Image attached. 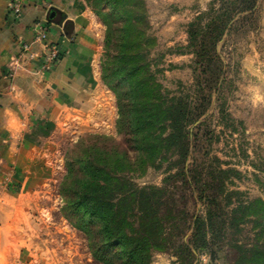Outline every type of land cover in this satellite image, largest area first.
<instances>
[{
	"label": "rangeland",
	"instance_id": "obj_1",
	"mask_svg": "<svg viewBox=\"0 0 264 264\" xmlns=\"http://www.w3.org/2000/svg\"><path fill=\"white\" fill-rule=\"evenodd\" d=\"M85 2L102 31L98 65L104 110L107 115L111 107V120L104 122L103 114L95 122L89 118L80 130L59 139L49 210H41L32 222L49 227L46 238L51 236L48 250L39 245L38 257L45 264H125L112 252L96 256L91 247L97 240L96 221L78 220L68 207L82 174L79 160L87 156L137 185L163 188L158 208L163 235L148 251L149 264H240L242 254L248 257V249L264 244L263 221L256 212L264 200V0H254L251 11L239 0H124L131 16L129 51L138 54L143 69L137 77L147 83L141 97L162 105L187 96L193 113L201 111L187 127L184 162L179 146L162 147L149 157L137 152L128 114L122 111L132 98L129 85L102 77L119 45L122 21L114 8L119 4ZM211 7L219 13L233 7L232 18L216 35L211 71L200 73L188 47V25L196 17L201 25L210 21L216 15ZM108 30L112 36L106 45ZM213 35L204 36L209 40ZM181 169L190 172L183 175ZM209 171L216 172L219 182ZM231 190L239 194H232L229 203ZM239 201L244 208L235 209ZM209 211L213 222L206 227L207 247H196L193 216L203 219ZM33 237L44 241L45 233L38 230Z\"/></svg>",
	"mask_w": 264,
	"mask_h": 264
},
{
	"label": "crops",
	"instance_id": "obj_2",
	"mask_svg": "<svg viewBox=\"0 0 264 264\" xmlns=\"http://www.w3.org/2000/svg\"><path fill=\"white\" fill-rule=\"evenodd\" d=\"M9 1L0 0V264H45L37 254L39 245L48 250L49 227L32 222L49 210L59 139L89 118L111 120L98 65L102 31L85 0H25L19 19L8 11ZM51 6L65 18L49 21ZM43 21L61 52L50 71L20 48ZM32 47L42 53L40 43ZM38 230L44 241L33 237Z\"/></svg>",
	"mask_w": 264,
	"mask_h": 264
},
{
	"label": "trees",
	"instance_id": "obj_3",
	"mask_svg": "<svg viewBox=\"0 0 264 264\" xmlns=\"http://www.w3.org/2000/svg\"><path fill=\"white\" fill-rule=\"evenodd\" d=\"M106 1L109 4L112 1V4H119L117 8H114L115 12L119 13L122 23L117 51L108 68L109 72H104L102 77L105 79L110 76L118 82L129 85L132 98H130L128 109L125 106L122 107V111L128 114L129 128L134 134L135 148L138 153L149 157L162 147L179 146V156L184 162L188 153L187 127L196 121L201 111L193 113L192 102L187 99V96L178 100L172 97L170 103L166 104L163 101V106L144 101L141 96H144L147 83L137 77L143 66L137 61L138 54L129 51L131 16L125 9L124 0ZM239 1L246 4L244 9L253 10L254 0ZM210 9L216 14L211 17L210 21L201 25L199 17H196L188 25V47L194 55V62L202 68L200 73H205L209 68L211 71L213 64V57L210 55L211 48L215 46L217 37L232 18L228 7L222 10V13L215 12L213 7ZM207 33H215V35L210 36L208 40L204 36ZM111 36V31L108 30L106 45L111 42ZM200 78L196 77L197 85L202 84ZM205 81L209 80L206 78ZM149 103L152 106H149ZM156 129L159 132L154 134ZM79 164L82 174L73 189V197L68 199L67 204L70 210L78 215V220L96 221L97 240L91 246L94 254L102 258L101 255L112 252L125 264H149L148 251L150 247L157 246L163 235V225L158 213L159 205L162 203L160 198L163 188L154 185H137L129 178L117 175L106 164L94 162L87 156H83ZM189 172L190 170L186 173L189 174ZM209 172L213 180L219 182L216 172ZM181 173L186 175L183 169ZM222 183L220 181V185ZM219 189L222 190V187ZM232 194L237 196L239 191H228L229 203H232ZM258 203L260 207L256 212L263 221L261 230L264 232V200H259ZM237 207L244 208L243 203L239 201L235 209ZM235 209L233 208L232 211ZM211 222H213L211 211L203 219L198 215L193 216L191 236L194 246L207 247L206 227ZM248 250H250L248 257L246 253L242 254L240 264H264V244ZM244 251L247 250L244 249Z\"/></svg>",
	"mask_w": 264,
	"mask_h": 264
},
{
	"label": "built area",
	"instance_id": "obj_4",
	"mask_svg": "<svg viewBox=\"0 0 264 264\" xmlns=\"http://www.w3.org/2000/svg\"><path fill=\"white\" fill-rule=\"evenodd\" d=\"M25 0H10L8 3V11L14 19H19L22 15V10ZM33 40L32 41H20L21 52L26 54L29 58H39L40 66L43 71H50L59 59L61 52L58 48V45L49 40L48 35V26L46 22H36L33 27ZM40 43L43 50L42 53H38L33 49V43ZM14 71L11 70L8 72V75L13 76Z\"/></svg>",
	"mask_w": 264,
	"mask_h": 264
},
{
	"label": "water",
	"instance_id": "obj_5",
	"mask_svg": "<svg viewBox=\"0 0 264 264\" xmlns=\"http://www.w3.org/2000/svg\"><path fill=\"white\" fill-rule=\"evenodd\" d=\"M66 16V14L58 9H56L55 7H49L48 9V13H47V19L49 21H55L56 19H64Z\"/></svg>",
	"mask_w": 264,
	"mask_h": 264
}]
</instances>
